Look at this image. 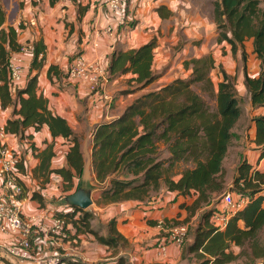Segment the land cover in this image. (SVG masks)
Masks as SVG:
<instances>
[{"label":"crops","instance_id":"obj_1","mask_svg":"<svg viewBox=\"0 0 264 264\" xmlns=\"http://www.w3.org/2000/svg\"><path fill=\"white\" fill-rule=\"evenodd\" d=\"M213 1L126 0L124 11L115 14L106 8L101 0H58L53 5H50L48 0H0L5 17L10 21L8 26L15 28L21 22L25 27L18 33L19 44L31 47L27 52L20 54L24 61V70L21 80L10 87L12 97H15L17 89L24 88L30 76L37 74L36 93L47 99L52 115L66 121L78 141L83 160L80 174L76 175L74 170H71L73 186L66 189V182L53 170L68 168L66 153L72 144L69 139L61 136L52 138L46 125L36 132L27 128L24 135H30V138L21 139L11 134L6 138L7 144L15 148L24 159V171L18 172L17 178L23 187L25 221L31 228L32 243L34 246L39 245L38 249L40 242H48L51 246H60L62 250L67 251L65 255L62 254L63 258L72 257L76 253L69 247L68 239L50 237L47 230L58 214L71 211L66 198L78 188H83L91 192L93 201L84 211L91 214L90 227L99 235L106 237V225L114 220L116 232L122 240L124 239L121 243L132 246L135 253L133 256L138 262L175 263L181 245L167 243L164 250L160 249L163 240L167 242L164 235V232H167L165 224L169 221L189 224L188 219L192 221L204 211L212 209L213 203L203 204L191 213L188 209L197 194L191 192L183 196L178 192L168 191L164 184L144 202L99 203L100 189L93 188L98 185L92 169V135L99 124L118 117L125 107L139 96L156 91L177 78L188 77L191 67L186 68L184 61L191 58L210 55L214 60V68H220L234 83L240 116L232 129V139L222 161L225 188L232 187L238 165L242 161H246L252 170L264 171L263 146L255 143L254 121L255 117H264V107L252 106L244 82V66L248 77L257 78L264 72V60L256 57L251 39L244 43L245 63L242 61L240 46L232 54L226 42H217ZM18 2L22 3L21 8ZM34 15L36 17H32ZM30 19H33L34 25L29 24ZM4 26H7L6 22ZM106 28H110L111 32L108 33ZM152 40L155 47L151 71L156 78L143 87L135 81L136 75L131 72L110 76L102 90L103 94L112 97L110 106L103 100L100 92L92 93L85 82L72 80L67 76V68L77 56L108 67L116 51L137 49ZM39 42L44 45L45 54L41 68L36 71L31 69V60L33 44ZM52 66L55 70L48 74V69ZM221 80L222 72L214 82L215 90ZM13 109V105L6 108L0 106V125L5 126L8 119L15 118L12 115ZM50 149V172L40 173V154ZM160 149L163 150L164 158L169 156L164 145L161 144ZM183 167L179 163L174 168V181L179 179ZM33 194L41 200L32 199ZM262 206L264 207V199ZM73 230L76 235L69 234L71 238L79 239L82 234L88 242L93 243L95 252L89 256L81 254L82 260L79 261L82 264L118 263L119 255L110 256L106 252L109 250L108 246L98 244L88 234H77L74 228ZM0 244V264H4L3 258L8 260L9 264H17L6 254L5 246L9 244V237L0 236ZM233 249L235 252L239 251L236 247ZM99 252L102 254L99 255ZM104 255L109 256L103 258ZM124 259V264L131 260L128 256ZM47 264L52 263L49 261Z\"/></svg>","mask_w":264,"mask_h":264},{"label":"trees","instance_id":"obj_2","mask_svg":"<svg viewBox=\"0 0 264 264\" xmlns=\"http://www.w3.org/2000/svg\"><path fill=\"white\" fill-rule=\"evenodd\" d=\"M57 1L48 0L50 5ZM260 3V0H214L212 3L217 42H226L232 54L240 46L243 63L246 60L244 43L250 39L256 57L264 60V9ZM5 19L0 5V106L13 105L12 115L15 116L7 120L5 130L25 139L30 138V135H24L27 128L36 132L46 125L52 138L69 139L72 144L66 153L68 168L53 172L60 175L66 182L65 188L70 189L73 186L71 170L78 175L83 168L78 141L66 121L49 111L47 99L36 93L37 74L30 76L24 88L17 89L12 97L8 58L21 45L15 28L4 26ZM23 28L19 25V29ZM154 47L152 40L137 49L116 51L107 67L110 76L131 72L136 75L137 83L143 87L148 85L156 78L151 71ZM44 50L41 42L33 44L31 69L38 71L41 68ZM40 54L42 57L39 58ZM184 66L191 67L188 77L177 78L156 91L139 96L118 117L95 128L91 156L98 185L93 188L100 189L99 203L144 202L164 184L168 191L183 196L191 192L197 194L188 209L193 213L225 190L222 161L240 116L234 83L221 71L222 80L214 89L209 77L214 68L210 55L191 58L184 61ZM54 70L53 66L49 67L48 74ZM244 74L252 106L264 107V72L257 78H250L244 66ZM195 85L210 99H215L214 110L193 89ZM254 121L255 143L263 146L264 155V117H255ZM161 144L169 153L168 157H163ZM50 151L40 154V173L50 172ZM179 163L184 167L179 179L174 181L173 171ZM24 168V159L20 156L17 170L22 172ZM229 190L246 199L245 206L230 217L223 228L212 220L219 208L201 213L185 252L194 257L196 264H231L240 257L244 258V264H264V171L252 170L246 161H242ZM32 199L41 200L36 194ZM70 208L71 211L60 213L58 217L65 219L66 227L71 224L77 234H88L98 244L108 247L116 246L122 240L114 220L109 221L104 237L90 227V213ZM234 247L239 251L235 252ZM62 262L82 264L76 259H62ZM124 262L125 259L120 258L117 264Z\"/></svg>","mask_w":264,"mask_h":264},{"label":"built area","instance_id":"obj_3","mask_svg":"<svg viewBox=\"0 0 264 264\" xmlns=\"http://www.w3.org/2000/svg\"><path fill=\"white\" fill-rule=\"evenodd\" d=\"M83 1V0H76ZM87 1V0H86ZM103 5L115 14L124 11L126 0H101ZM18 23L15 30L19 33ZM30 25H34L33 19L29 20ZM108 33L110 28L105 29ZM31 48L28 45H21L17 52L11 53L8 58V73L11 85L21 80L24 70V61L20 54L25 53ZM67 76L72 80L83 81L87 84L92 93L102 95L103 100L108 106L112 103V97L103 94V85L110 79L107 67L97 61H89L81 56H77L67 68ZM9 133L5 126L0 125V236L9 237V244L5 246L8 257L17 264H64L63 255L55 252L50 256H41L32 253L31 228L25 221L23 214V187L18 182L17 165L19 162L18 151L7 144L6 138ZM244 198L235 199L232 192H223L221 196V209L213 215V222L216 226L223 228L230 217L240 211L246 204ZM64 218L55 217L47 233L50 237H57L66 228ZM187 236V227L184 225L172 226L168 230L167 243L180 246L184 243ZM162 244L160 249H165ZM1 247V244H0Z\"/></svg>","mask_w":264,"mask_h":264},{"label":"rangeland","instance_id":"obj_4","mask_svg":"<svg viewBox=\"0 0 264 264\" xmlns=\"http://www.w3.org/2000/svg\"><path fill=\"white\" fill-rule=\"evenodd\" d=\"M260 1H261L260 7L262 9H264V0H260ZM18 3H19V7L21 8L22 7V3L21 2H18ZM9 16H11V15H9ZM32 17H36V15H34ZM6 20H7V18H6ZM5 22L7 23V26H8V23L10 21L7 20ZM196 45H198V42H197ZM220 73H221V69L220 68H214V69L210 70L209 77L211 78L213 83L216 82V79H217V77H219ZM151 87H152V85H151ZM193 89L196 92H198L203 97V99L207 102V104L209 105L211 110L215 109V99L214 98L210 99L205 92H202L199 89L198 85H195L193 87ZM229 189L230 188H225V190L223 192H226V191L231 192ZM223 192L220 195H215L213 197V199H212V203H213L212 208L214 210L218 209L215 206H219V209H221V196H222ZM232 195H233V197L235 199H239L240 198V196L237 195L235 192H232ZM189 220H191V219H188V222H190L189 224H187L186 222H178V221L176 223H174L173 221H169V223L165 224L166 228H167V232L166 233L164 232V235H166V236H168V230L172 226L184 225V226L187 227V236H186V238L184 240V243L180 246V252L178 254V258L175 260V263H173V264H196V260L194 259V257L192 255H190V254H187L185 252V249H186L187 245L190 243V239H192L193 230H194L195 226L197 225V222L199 221V217L195 218L192 221H189ZM106 227H107V225H106ZM71 233L76 235L74 233L73 227L70 224V225H68V227L64 228L61 231L60 235L55 237V238H60V239L61 238L62 239L63 238L68 239V241L70 242L68 244L69 247H71L76 252V253H74V255L72 257L71 256L70 257H66L65 256L63 258L64 261L65 260L68 261L69 259H77V260L81 259L82 260V258L80 257L81 254L82 255L85 254V256L86 255L89 256V255H91L92 253L95 252L94 248H92L93 247V243L88 242L84 235L81 234V235H79V237H80L79 239H74V238H71V236H70V235H72ZM47 235H48V233H47ZM81 241L83 243H81ZM162 244H165V245L167 244L165 239L163 240ZM38 247H39V245L34 246L33 243H32V250H33L32 253L36 254V255H41L43 257L50 256L51 253H55V252H58L60 254L65 255L66 252H67L65 250H62L60 246H55V245L51 246L48 242H46V243L40 242V249H38ZM106 252L110 256H113V257H117V255H119V258H125L126 256H128L131 260L129 262L125 263V264H144L143 262H138V259L133 256V254H135V253H134V249L132 248V246L131 245H124L123 243H121V241H119L116 246H109V250H107ZM127 252H128V254L125 255V253H127ZM77 253H80V254H77ZM98 254L101 255L102 253L99 252ZM109 255H104L103 258H106ZM2 261H3L4 264H9L8 260H6L5 258H3ZM161 263L162 262H159V264H161ZM231 264H244V258L240 257L239 259H237L235 262H233Z\"/></svg>","mask_w":264,"mask_h":264},{"label":"water","instance_id":"obj_5","mask_svg":"<svg viewBox=\"0 0 264 264\" xmlns=\"http://www.w3.org/2000/svg\"><path fill=\"white\" fill-rule=\"evenodd\" d=\"M70 207H76L81 210L89 208L92 204L91 192L89 190L78 188L72 195L66 198Z\"/></svg>","mask_w":264,"mask_h":264}]
</instances>
